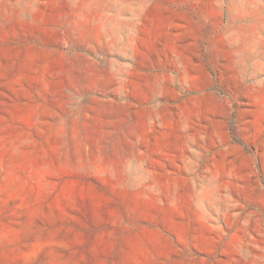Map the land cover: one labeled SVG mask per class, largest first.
Here are the masks:
<instances>
[{"label":"rangeland","instance_id":"374dc122","mask_svg":"<svg viewBox=\"0 0 264 264\" xmlns=\"http://www.w3.org/2000/svg\"><path fill=\"white\" fill-rule=\"evenodd\" d=\"M0 264H264V0H0Z\"/></svg>","mask_w":264,"mask_h":264},{"label":"crops","instance_id":"0c3cea01","mask_svg":"<svg viewBox=\"0 0 264 264\" xmlns=\"http://www.w3.org/2000/svg\"><path fill=\"white\" fill-rule=\"evenodd\" d=\"M216 187H221V186H217V185H215Z\"/></svg>","mask_w":264,"mask_h":264}]
</instances>
